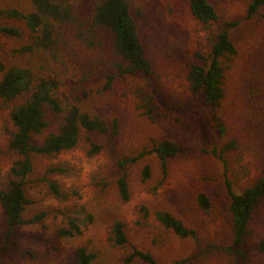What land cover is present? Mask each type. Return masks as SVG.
I'll use <instances>...</instances> for the list:
<instances>
[{
    "label": "rangeland",
    "instance_id": "1",
    "mask_svg": "<svg viewBox=\"0 0 264 264\" xmlns=\"http://www.w3.org/2000/svg\"><path fill=\"white\" fill-rule=\"evenodd\" d=\"M210 1L219 20L207 28L193 18L188 0H136L144 12L139 32L159 77L154 81L120 76L106 91V78L115 73L109 46L90 50L76 43L66 51L57 66L70 78L66 92L71 87L86 91L89 97L85 107L104 118H117L122 134L117 139L93 135V140L105 147L96 155L90 153L92 147L83 139L71 151L35 157V172L26 188L32 204L25 215L32 218L45 213V218L14 229L13 248L0 258V264H76L75 252L80 246L96 255L95 264H127L125 260L134 248L152 253L157 264H240L228 249L234 238L228 183L234 193L241 194L264 170V93H258L259 88L264 89V8L250 18L247 9L252 0ZM229 23L237 26L230 28ZM216 30H228L238 48L227 72L226 98L220 110L226 125L224 137L214 131L212 110L192 94L187 80L195 53L209 50L211 33ZM23 42L24 37L17 39L0 32V60L8 65L16 62L13 50ZM151 97L155 118L145 115L146 109L141 108L149 105ZM12 131L11 109L0 102V188L7 184L18 159L9 148ZM51 131L35 136L34 141L41 144ZM152 139L174 140L185 151L170 159L168 178L161 185V166L155 155L134 165L130 172L132 198L125 202L116 186L121 174L119 162ZM232 141L237 148L226 154L225 168L213 150H221ZM146 165L151 167L152 177L144 182ZM51 168L59 169L50 178L58 182L64 197H56L41 181ZM199 185L211 197L209 212L197 204ZM144 206L151 216L142 221ZM159 210L183 219L197 231V238L182 239L166 229L155 219ZM116 220L126 224V247L111 241ZM71 222L83 234L59 237L58 232L70 229ZM251 229L254 236L249 240L247 264H264V255L257 251V243L264 236V204L257 209ZM7 230V217L0 205V247Z\"/></svg>",
    "mask_w": 264,
    "mask_h": 264
},
{
    "label": "trees",
    "instance_id": "2",
    "mask_svg": "<svg viewBox=\"0 0 264 264\" xmlns=\"http://www.w3.org/2000/svg\"><path fill=\"white\" fill-rule=\"evenodd\" d=\"M193 18L204 27H212L219 20L218 12L210 0H188ZM264 8V0H252L247 12L251 18ZM144 17L143 9L136 0H0V32L24 42L13 50L16 62L8 65L0 60V102L11 109L13 131L10 132L9 148L18 159L10 170L7 184L0 188V205L7 217L8 230L2 246L0 258L7 256L13 248V231L18 226L33 225L45 218V213L26 218V211L32 204L26 188L35 172L36 156H53L71 151L86 139L92 155L105 148L93 140V135L109 136L117 139L122 130L117 118L107 119L90 112L85 107L89 97L86 91L65 86L68 75L58 69L66 51L79 43L87 49H97L108 45L113 60L114 74L106 78L104 89L110 90L120 76H142L149 81L158 79V74L147 55V49L139 32V21ZM237 26L229 23L228 27ZM23 29H25L23 31ZM238 48L228 30L213 31L210 47L206 53L194 55L189 66L187 80L193 95L202 99L204 107H209L214 131L224 137L226 125L220 110L226 98L227 72L232 67ZM70 77V76H69ZM259 94L264 89L259 88ZM264 100V99H263ZM151 97L145 115L157 116ZM52 131L41 144L35 136ZM237 148L236 141L226 143L221 150L214 149L225 168L228 167L226 154ZM185 151L183 145L174 140L152 139L150 144L128 155L119 162L121 171L116 180L120 198L128 202L132 198L130 186L131 168L151 155L160 162L163 184L169 175L171 158ZM59 169H48L41 179L56 197H64L57 181L50 178ZM152 170L146 165L142 179L147 182ZM231 198L230 212L234 220V238L228 247L240 264H247L250 248L249 240L254 236L251 223L257 209L264 204V170L260 179L241 194L233 192L228 183ZM196 201L204 212L212 209L213 203L202 185L197 187ZM142 221L151 216L147 207L141 209ZM155 219L166 229L182 239L197 238V231L186 222L166 210L155 212ZM142 224V222H139ZM70 229H62L59 237H76L83 230L74 222ZM111 241L117 247L129 245L126 224L114 221ZM257 251L264 255V236L257 243ZM76 264H95L96 255L85 246L75 252ZM127 264L136 261L144 264H157L152 253L134 248L126 258Z\"/></svg>",
    "mask_w": 264,
    "mask_h": 264
}]
</instances>
